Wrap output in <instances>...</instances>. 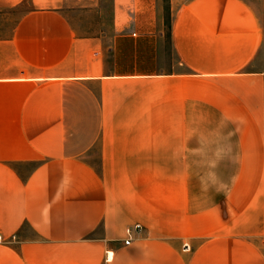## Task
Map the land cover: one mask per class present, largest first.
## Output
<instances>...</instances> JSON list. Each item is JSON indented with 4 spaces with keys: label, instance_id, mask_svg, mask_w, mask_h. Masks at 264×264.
<instances>
[{
    "label": "crops",
    "instance_id": "obj_1",
    "mask_svg": "<svg viewBox=\"0 0 264 264\" xmlns=\"http://www.w3.org/2000/svg\"><path fill=\"white\" fill-rule=\"evenodd\" d=\"M24 1L0 35V264H264L262 32L249 4L171 0L169 51L161 0H113L110 35L86 24L99 0H0V12ZM117 79L161 82L163 120L68 121ZM221 123L239 156L221 172L238 180L201 196L174 152Z\"/></svg>",
    "mask_w": 264,
    "mask_h": 264
},
{
    "label": "rangeland",
    "instance_id": "obj_2",
    "mask_svg": "<svg viewBox=\"0 0 264 264\" xmlns=\"http://www.w3.org/2000/svg\"><path fill=\"white\" fill-rule=\"evenodd\" d=\"M113 0H99L97 3H90L94 5V9L91 12V16L86 21V24L95 25L100 32L108 31L109 35L111 34L110 24L113 16ZM163 6V15L165 18V38H166V47L170 51V42H169V26H170V1L171 0H161ZM249 6L255 11L262 32V43L259 49V52L254 60L253 68L259 69L264 73V0H245ZM30 8L28 1L20 3L18 6L9 8L5 11L0 12V35L5 27H10L16 24L19 17ZM84 24V23H82ZM96 94L99 93V84L93 87ZM136 92L134 93V91ZM100 101L98 99H92L90 106L89 102L86 100L85 109L88 110V113L85 114H73L68 115V121L75 122L80 121L94 123L101 120V117L104 116L103 120L108 122L124 121H162L163 113L154 112V104H162V83L161 82H127L120 79L115 80L114 82H109L107 85V97ZM150 105V107H148ZM83 108V107H81ZM158 110V107L156 108ZM150 111L149 113L147 111ZM74 136L72 138H81L91 137L96 131L91 130H76L72 131ZM154 132V131H151ZM175 131H173L174 133ZM195 132V130L188 131V137L190 138ZM156 137L170 136L171 131L168 130H155ZM172 133V134H173ZM175 136V135H173ZM99 155L94 157L95 164H98ZM189 162V161H188ZM189 165V171L194 168ZM30 165H26L29 168ZM192 172H189L191 174ZM131 197V194L129 195ZM28 235H33V231L27 227ZM264 233V232H263Z\"/></svg>",
    "mask_w": 264,
    "mask_h": 264
},
{
    "label": "clouds",
    "instance_id": "obj_3",
    "mask_svg": "<svg viewBox=\"0 0 264 264\" xmlns=\"http://www.w3.org/2000/svg\"><path fill=\"white\" fill-rule=\"evenodd\" d=\"M232 135V132L224 130L221 123L215 129L195 132L194 146H180L174 152L176 158L189 161L190 165L198 170L197 180L201 196L210 192L226 194L236 184L237 176L225 177L221 172V165L235 164L239 160L231 142Z\"/></svg>",
    "mask_w": 264,
    "mask_h": 264
},
{
    "label": "built area",
    "instance_id": "obj_4",
    "mask_svg": "<svg viewBox=\"0 0 264 264\" xmlns=\"http://www.w3.org/2000/svg\"><path fill=\"white\" fill-rule=\"evenodd\" d=\"M142 230V225L140 223H136L135 225L129 226L127 228V234H128V241L132 238L133 233L139 232ZM0 235V239H1Z\"/></svg>",
    "mask_w": 264,
    "mask_h": 264
}]
</instances>
